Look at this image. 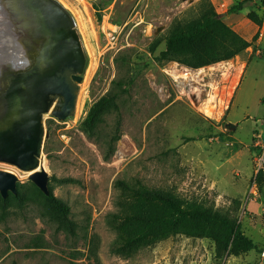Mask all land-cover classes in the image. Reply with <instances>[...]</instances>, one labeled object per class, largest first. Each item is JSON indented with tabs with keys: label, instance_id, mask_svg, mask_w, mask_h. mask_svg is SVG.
Here are the masks:
<instances>
[{
	"label": "rangeland",
	"instance_id": "1",
	"mask_svg": "<svg viewBox=\"0 0 264 264\" xmlns=\"http://www.w3.org/2000/svg\"><path fill=\"white\" fill-rule=\"evenodd\" d=\"M58 1L75 19L88 62L78 118L44 115L41 160L50 191L71 207L76 235L58 230L44 214L51 200L29 180L30 173L0 162V169L19 177L16 194H0V264H264L263 252L217 257L209 239L183 235L125 248V226L114 220L124 207L116 181L140 179L229 214L245 233L252 228L258 242L259 215L251 206L263 202L264 184H256L255 200L248 198L256 178L255 136H264V51L256 56L253 43L245 58L243 52L191 69L157 57L171 28L199 16L200 0ZM125 87L118 99L123 135L113 155L105 156L115 115L104 117L92 136L81 124L95 101ZM208 105L219 107L217 115L205 114Z\"/></svg>",
	"mask_w": 264,
	"mask_h": 264
},
{
	"label": "trees",
	"instance_id": "2",
	"mask_svg": "<svg viewBox=\"0 0 264 264\" xmlns=\"http://www.w3.org/2000/svg\"><path fill=\"white\" fill-rule=\"evenodd\" d=\"M98 6L100 10L105 8V4L101 2ZM199 7L201 9L197 18L175 25L166 34L165 49L161 51L157 60L175 61L191 69H201L230 61L251 46L252 42L247 41L224 21L210 0H200ZM241 8L242 3L236 4L228 13H234ZM248 17L262 26L263 19L256 12L249 13ZM258 36L257 34L254 40ZM114 83H117L118 87L123 85L121 82ZM126 91L125 87L121 91H110L99 98L90 107L81 124L84 131L92 136L100 130L104 117L115 115L114 132L105 142L108 147L105 156L113 155L116 144L123 135L118 99ZM261 103L264 105V97ZM53 178L62 182L76 181ZM255 182L262 188L264 169L258 171ZM115 186L119 189V199L124 207L121 214H114V220L125 226L123 236L125 248L148 246L169 237L183 235L189 238L209 239L214 243L217 257H223L225 254L240 256L252 250L262 253L242 230L236 218L214 207L187 201L175 192L161 187H151L140 179L134 181L118 179ZM261 191L264 192V186ZM45 197L51 200V204L45 207L44 211L48 219L56 224L58 230L76 235L77 223L71 217L70 205L51 191ZM262 203L264 204V198Z\"/></svg>",
	"mask_w": 264,
	"mask_h": 264
},
{
	"label": "water",
	"instance_id": "3",
	"mask_svg": "<svg viewBox=\"0 0 264 264\" xmlns=\"http://www.w3.org/2000/svg\"><path fill=\"white\" fill-rule=\"evenodd\" d=\"M0 1L26 57L21 66L0 69V162L30 173L29 180L49 195L50 175L41 160L44 115L52 112L61 121L74 115L87 54L72 14L59 1ZM57 99H64L59 111ZM18 181L0 169L1 196L16 194Z\"/></svg>",
	"mask_w": 264,
	"mask_h": 264
},
{
	"label": "crops",
	"instance_id": "4",
	"mask_svg": "<svg viewBox=\"0 0 264 264\" xmlns=\"http://www.w3.org/2000/svg\"><path fill=\"white\" fill-rule=\"evenodd\" d=\"M210 1L213 3L217 13L221 15L224 21L228 25H230L235 31H237L242 37H244L247 41L252 42V45L254 43L256 46L261 44H263L264 46V4L261 5L260 3L262 0H210ZM239 3H242V8L239 11L229 14L228 13L229 9ZM251 12H256L258 16L263 19L262 26L256 24L248 17V14ZM257 34L259 35L258 38L254 40ZM251 47L252 46H249L244 51V53L246 54L245 55L242 54L241 55L242 58L247 57V54L251 51ZM262 50L264 51V47ZM244 64H247V62H245ZM246 70H247L246 65L238 69L240 74H244ZM238 88L239 87L236 88L234 94L231 96L232 102L234 101ZM228 98L229 96L226 93L225 99L228 100ZM253 203L255 204H252L251 208L259 215L256 218L255 229H254L258 242H255L252 239L253 236L251 230L252 228H249L246 234L255 242V244L259 247V249H261L262 252L264 253V204L262 202L261 203L253 202ZM260 207H262L261 210ZM259 217L261 218L259 219ZM259 261H260V256H259Z\"/></svg>",
	"mask_w": 264,
	"mask_h": 264
},
{
	"label": "bare ground",
	"instance_id": "5",
	"mask_svg": "<svg viewBox=\"0 0 264 264\" xmlns=\"http://www.w3.org/2000/svg\"><path fill=\"white\" fill-rule=\"evenodd\" d=\"M8 48H10L11 51ZM25 62H26V57L24 54L23 47L19 41V38L16 32L14 31V26L7 12L5 11L3 7V3L2 1H0V69H2L3 66L5 65L21 66ZM89 67L91 69L93 68V62L89 65ZM235 83H236L235 80H232V83L228 90L229 96L232 94V90H233V87L235 86ZM77 99L78 100L76 102L75 113H74L75 119H77L79 116V113H81L80 112L81 111L80 95L79 97H77ZM217 108H219L217 105L216 106L208 105L203 109V111L208 117H214L215 115H217V111H216ZM221 108L222 107H220V109Z\"/></svg>",
	"mask_w": 264,
	"mask_h": 264
},
{
	"label": "built area",
	"instance_id": "6",
	"mask_svg": "<svg viewBox=\"0 0 264 264\" xmlns=\"http://www.w3.org/2000/svg\"><path fill=\"white\" fill-rule=\"evenodd\" d=\"M262 47L261 45H258L257 46V55H262ZM255 140H254V147L255 149L257 150V158H255V161H256V174L258 173V171L260 169H264V136H260L258 134V136H255ZM258 194V190H257V186H256V182L254 180V184L251 188V191H249V198L250 199L252 197V199H256V196ZM251 195V196H250ZM264 255V253H263Z\"/></svg>",
	"mask_w": 264,
	"mask_h": 264
},
{
	"label": "flooded vegetation",
	"instance_id": "7",
	"mask_svg": "<svg viewBox=\"0 0 264 264\" xmlns=\"http://www.w3.org/2000/svg\"><path fill=\"white\" fill-rule=\"evenodd\" d=\"M58 103H59V99H57V100L55 101L54 104L57 105ZM63 103H64V99H61V100H60V103L57 105V107H58L57 110H58V111H59L60 108L62 107ZM55 105H54V106H55ZM50 113L52 114V116H54L52 112H50ZM54 117H55V116H54Z\"/></svg>",
	"mask_w": 264,
	"mask_h": 264
}]
</instances>
